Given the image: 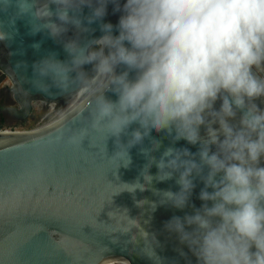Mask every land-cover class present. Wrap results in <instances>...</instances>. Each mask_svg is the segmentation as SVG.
<instances>
[{
	"label": "clouds",
	"instance_id": "clouds-1",
	"mask_svg": "<svg viewBox=\"0 0 264 264\" xmlns=\"http://www.w3.org/2000/svg\"><path fill=\"white\" fill-rule=\"evenodd\" d=\"M109 3L120 13L117 24L100 23L102 35L83 44L65 41L66 60L50 53L34 62L33 86L62 92L87 77L83 66L91 65L103 87L90 127L116 138L113 156L124 167L131 164L128 150L153 132L165 133L173 144L199 145L195 153L166 147L158 160L149 154L161 141L140 149L148 157L141 173L147 183L153 163L157 181L175 176L179 191H163V202L183 209L194 179L203 184L201 207L172 217L166 227L188 245L197 264H264V108L256 103L264 101V0H0V11L14 6L15 18H29L31 34L46 31L56 39L67 25L88 31L82 22L102 21ZM84 7L87 16L81 15ZM9 38L0 23V41ZM122 134L128 136L124 144ZM85 137L88 129L82 128L72 143L81 145ZM126 185L129 192L144 190L139 179Z\"/></svg>",
	"mask_w": 264,
	"mask_h": 264
},
{
	"label": "water",
	"instance_id": "water-1",
	"mask_svg": "<svg viewBox=\"0 0 264 264\" xmlns=\"http://www.w3.org/2000/svg\"><path fill=\"white\" fill-rule=\"evenodd\" d=\"M113 8L112 3L107 5L102 21H83L88 31L67 25L68 31L56 39L46 31L31 34L29 18H15L14 6L0 11L3 31L10 34L9 39L0 41V69L11 81L20 109L8 108L12 115L23 118L32 100L52 103L69 97L61 110L22 132L0 129V264H197L188 245L166 225L172 217L192 215L201 207L198 195L203 184L198 177L194 179L196 187L183 209L163 202V191H179L175 176L157 181L153 163L147 169L153 180L147 183L141 173L148 157L140 149L151 148L153 139L161 141V147L149 154L158 160L166 147L195 153L199 145L184 140L173 144L165 133L153 132L150 139L128 150L131 164L124 167L113 156L118 150L116 138L107 139V130L90 127L95 96L103 87L91 65L83 66L87 77L72 81L62 92L52 87L45 93L32 83L34 62L50 53L66 60L65 41L78 39L83 44L102 35L100 23L116 25L120 13ZM88 14L84 7L81 15ZM13 18L15 23L10 24ZM113 34H118L115 29ZM121 70L118 67L116 71ZM104 95L117 99L111 91ZM256 103L264 108V101ZM135 127L130 126L128 132ZM82 128L88 129V137L81 145L72 143ZM204 132L201 127V135ZM127 140L122 134L121 143ZM138 179L144 190L129 192L126 184Z\"/></svg>",
	"mask_w": 264,
	"mask_h": 264
},
{
	"label": "rangeland",
	"instance_id": "rangeland-1",
	"mask_svg": "<svg viewBox=\"0 0 264 264\" xmlns=\"http://www.w3.org/2000/svg\"><path fill=\"white\" fill-rule=\"evenodd\" d=\"M2 73L0 72L1 130L22 132L37 124L42 119L58 112L66 103H68V99L56 101L52 105L39 100H32L28 113L23 118H16L8 110V108L14 107L18 112L20 111L19 106L13 97V91L11 90L12 83L9 78Z\"/></svg>",
	"mask_w": 264,
	"mask_h": 264
},
{
	"label": "bare ground",
	"instance_id": "bare-ground-1",
	"mask_svg": "<svg viewBox=\"0 0 264 264\" xmlns=\"http://www.w3.org/2000/svg\"><path fill=\"white\" fill-rule=\"evenodd\" d=\"M11 89H12V87H11ZM68 98H69V97H67V98H65V99H68ZM53 103H54V102H52V103H49V104H50V105H52ZM49 104H48V105H49Z\"/></svg>",
	"mask_w": 264,
	"mask_h": 264
},
{
	"label": "trees",
	"instance_id": "trees-1",
	"mask_svg": "<svg viewBox=\"0 0 264 264\" xmlns=\"http://www.w3.org/2000/svg\"><path fill=\"white\" fill-rule=\"evenodd\" d=\"M0 129H1V119H0Z\"/></svg>",
	"mask_w": 264,
	"mask_h": 264
},
{
	"label": "flooded vegetation",
	"instance_id": "flooded-vegetation-1",
	"mask_svg": "<svg viewBox=\"0 0 264 264\" xmlns=\"http://www.w3.org/2000/svg\"><path fill=\"white\" fill-rule=\"evenodd\" d=\"M0 72L2 73V70L0 69ZM3 74V73H2ZM12 90V89H11ZM18 105V104H17Z\"/></svg>",
	"mask_w": 264,
	"mask_h": 264
}]
</instances>
